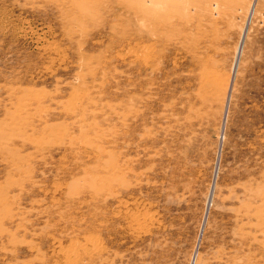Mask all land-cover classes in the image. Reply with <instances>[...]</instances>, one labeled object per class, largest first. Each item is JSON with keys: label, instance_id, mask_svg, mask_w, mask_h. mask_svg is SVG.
Segmentation results:
<instances>
[{"label": "rangeland", "instance_id": "obj_1", "mask_svg": "<svg viewBox=\"0 0 264 264\" xmlns=\"http://www.w3.org/2000/svg\"><path fill=\"white\" fill-rule=\"evenodd\" d=\"M0 264H264V0H0Z\"/></svg>", "mask_w": 264, "mask_h": 264}]
</instances>
